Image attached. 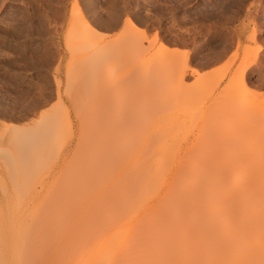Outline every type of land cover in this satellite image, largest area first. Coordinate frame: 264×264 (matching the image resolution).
Wrapping results in <instances>:
<instances>
[{"label":"bare ground","instance_id":"obj_1","mask_svg":"<svg viewBox=\"0 0 264 264\" xmlns=\"http://www.w3.org/2000/svg\"><path fill=\"white\" fill-rule=\"evenodd\" d=\"M55 1L64 9L71 0ZM71 6L79 12L77 3ZM42 9L46 14L40 9L44 17L35 16L37 28L28 18L29 24L23 22L22 28L17 21V30L9 28L12 34L2 36L30 37L34 31L43 36L56 20ZM177 13L176 57L168 47L139 51L131 21L129 32L121 30V38L105 42V34L77 14L78 35L72 37L84 44L77 43L71 52L69 69L82 79L68 100L74 119L71 140H77L73 147L68 144V152L80 165L66 195L62 246L53 262L34 264H264V106L256 104V92L247 95L245 89L251 76L264 70V0H177ZM58 18L53 28L63 23ZM51 26L46 32L56 35L58 27L51 32ZM159 56L167 58L168 71L160 77L148 72L143 90L131 88L132 78L162 60ZM119 64L129 68L117 78ZM210 68L226 77L204 76L187 85L188 71ZM261 81L257 84L263 86ZM155 87H163L166 98H156ZM61 106L67 111L64 101ZM250 116L253 120L247 121ZM40 118L43 126L36 123L22 131L12 146L28 153L50 147L55 119L48 112ZM193 126L200 128L188 137ZM124 163L127 168L121 167ZM114 164L120 167L114 169L118 179L110 167ZM112 187L118 206L128 212L126 221L97 225L94 217L115 204L114 198H101ZM132 196L141 205L139 214L132 212ZM11 251L12 261L0 264L29 263L17 262V252Z\"/></svg>","mask_w":264,"mask_h":264},{"label":"rangeland","instance_id":"obj_2","mask_svg":"<svg viewBox=\"0 0 264 264\" xmlns=\"http://www.w3.org/2000/svg\"><path fill=\"white\" fill-rule=\"evenodd\" d=\"M2 1H5V3ZM40 1H43L44 5ZM71 1L63 9L55 0H33L34 3L31 0H0V149H3L2 152L4 151L2 154L3 162H0V262L12 261L9 256L11 250L17 252H15L18 254L17 262H32L30 264H34L33 262H53L59 247L62 246L67 226V220L63 216L65 202L68 199L66 195L70 185L77 180L76 175L80 165V160L76 161L75 155L71 151L68 152V144L70 143L73 147L77 143L76 139L71 140L74 119H72V110L68 100L77 87L76 85L82 79L81 73H72L69 69L71 62L73 63L71 52L76 51L77 45H79L77 43L82 41L77 38L80 41L76 42L75 37L78 34H76L77 32L74 33L78 26L77 21L79 18L77 14L80 12L89 24V28L95 29L96 33L105 34L104 41L111 39V37L121 38V30L125 31L126 29L129 32V28L127 29L126 26L131 21L130 24L133 25L130 28L132 31H130L136 37L135 39L139 40V51L145 50L144 53L155 52L157 49L160 50L159 47L163 49L168 47L172 51L171 57H176L179 50L176 37L179 20L177 0H87V4L85 3L86 0ZM89 1L94 3L92 8L88 7ZM75 3H77L79 12L75 11L76 8L72 9L73 6L71 5L74 4L75 6ZM125 4L126 6L130 5L127 12L124 11L126 9ZM38 6H41L39 7L41 10L38 9ZM42 6L46 9L50 7L49 10L47 9L48 12L51 11L49 16L51 13V18L54 15L53 18L56 20V22L54 20L52 22L50 19L52 24L57 23L56 18L59 15L60 17L64 15L62 19L58 18L59 22L63 21V23L60 22L63 24L62 27H60V23L54 24V28L58 27L55 31L51 26L52 24L49 25L51 27L48 30L53 29V32H58L56 35L52 33L53 36L52 34L50 36V32H46L49 26H46L48 24L44 21L46 25L43 23V26L44 29L46 26V31L43 36L40 33L36 35V31L33 32L36 37L34 35H32L33 37L16 35L14 37H20L21 39H13V36L8 35L10 38L4 36L5 39L2 36V34L4 35L3 32L10 33L14 30V33L20 26L17 24L19 22L22 28L24 27L23 24H29L28 18L30 20L34 18L33 22H36L37 18H43L46 10L44 12ZM34 7L45 14H41L40 11L38 13L37 9L34 10ZM55 11L56 15L54 14ZM59 12H62V14H59ZM13 14L17 16L15 17ZM39 15L43 16L40 17ZM35 16L38 17L35 19ZM14 20L16 21L14 22ZM67 20L72 21L71 35L70 31L67 33L70 26H67L70 22H67ZM37 22L33 24L34 27L38 26ZM8 23L12 26H9ZM15 23L18 25V27L16 25V28L13 27ZM9 28L13 29L10 30ZM74 34L75 37H72ZM83 34L79 33V36H83ZM120 44L121 42L117 43V46H120ZM254 46L256 48V45H251V49ZM157 57L156 59H158ZM165 59L152 61L151 65L146 66V71L132 78L130 87L135 91H141L145 88L149 73L155 74L154 77H156V74L160 77L163 72L165 73V70L167 72ZM27 64L28 67L30 64L32 69H28L25 66ZM128 68L124 64H119L116 69L117 78ZM15 74L18 78L15 77ZM20 76L22 77L20 78ZM204 76L220 80L224 79L226 74L216 68L203 69L196 73L188 71L186 83L187 85H193ZM258 78L262 80L263 84L264 70L260 74L251 76L252 83L247 84L245 89L247 95L248 93H257L256 104L260 107L259 104L264 106V84L263 86L257 84ZM56 82L59 83L60 99L56 97L58 90ZM242 89L245 90L244 87ZM121 91L123 93V90ZM155 91L156 98H166L167 91L163 87L157 88ZM19 96L20 98H18ZM17 98L22 99L24 102H20ZM63 101L68 108L67 111L61 109ZM2 102L3 104H1ZM6 103L7 108L4 107L5 110L2 107ZM21 103L22 107L20 108L24 109L22 114L18 109ZM14 107L16 108L14 109ZM18 112H20V115H18ZM42 112H48V115H53L55 119L51 146L30 153L21 152L18 148L12 146V140L21 137L22 131L26 132L36 123L38 124L35 126L39 125L38 127L43 124L40 118ZM245 119L252 121L253 117L250 116ZM199 128V126L188 128L186 135L188 137L196 135ZM32 129L36 128L33 127ZM128 165L129 163H124L121 167L127 168ZM117 166L115 164L110 166L112 172ZM113 173L118 179L119 175L115 170ZM109 190L111 191H107L101 198H114L115 204H111L108 209L105 208L106 210H102L94 217L97 225H104L111 219L116 222L122 221V224L126 221L124 214H128V212L121 210L118 206L116 190L113 187ZM130 200L133 203L131 205L132 212L139 214L141 205L134 200V196Z\"/></svg>","mask_w":264,"mask_h":264}]
</instances>
